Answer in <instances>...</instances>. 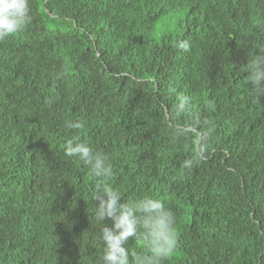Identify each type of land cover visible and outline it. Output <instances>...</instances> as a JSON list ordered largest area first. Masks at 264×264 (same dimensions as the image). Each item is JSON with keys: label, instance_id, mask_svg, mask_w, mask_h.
Instances as JSON below:
<instances>
[{"label": "trees", "instance_id": "trees-1", "mask_svg": "<svg viewBox=\"0 0 264 264\" xmlns=\"http://www.w3.org/2000/svg\"><path fill=\"white\" fill-rule=\"evenodd\" d=\"M29 7L0 40V264H99L97 180L64 154L71 139L106 156L124 202L151 196L174 214L163 264H264V96L252 102L244 69L264 45V0Z\"/></svg>", "mask_w": 264, "mask_h": 264}, {"label": "clouds", "instance_id": "clouds-1", "mask_svg": "<svg viewBox=\"0 0 264 264\" xmlns=\"http://www.w3.org/2000/svg\"><path fill=\"white\" fill-rule=\"evenodd\" d=\"M29 0H0V40H4L24 29L31 22ZM187 52L190 49L188 40L179 41L176 45ZM248 74L247 85L252 102L257 103L264 96V45L251 48L244 67ZM188 96H181L175 103L177 114L184 113L190 106ZM68 127L82 129L81 121L69 122ZM193 131L196 130L193 125ZM181 135V128L174 129ZM64 154L75 157L87 166L97 180L94 201V219L100 225L96 234L103 245L99 264H163L175 251L177 234L175 216L166 208L159 198L145 196L134 203L122 200L118 190L109 186L113 170L106 156L94 152L92 147L80 140L71 139L65 144ZM197 161L193 157L184 160L182 168L190 170ZM110 220L111 227L101 221ZM143 243L144 251H131L127 246L129 240Z\"/></svg>", "mask_w": 264, "mask_h": 264}]
</instances>
